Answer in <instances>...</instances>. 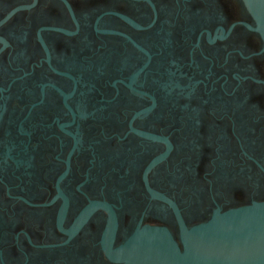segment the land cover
Here are the masks:
<instances>
[{
    "label": "flooded vegetation",
    "instance_id": "af4514ba",
    "mask_svg": "<svg viewBox=\"0 0 264 264\" xmlns=\"http://www.w3.org/2000/svg\"><path fill=\"white\" fill-rule=\"evenodd\" d=\"M241 0H0V264H123L146 226L264 201V45Z\"/></svg>",
    "mask_w": 264,
    "mask_h": 264
},
{
    "label": "water",
    "instance_id": "95a60500",
    "mask_svg": "<svg viewBox=\"0 0 264 264\" xmlns=\"http://www.w3.org/2000/svg\"><path fill=\"white\" fill-rule=\"evenodd\" d=\"M241 1L264 45V0ZM180 243L167 229L146 226L113 255L123 264H264V201L215 211L191 228L181 224Z\"/></svg>",
    "mask_w": 264,
    "mask_h": 264
}]
</instances>
